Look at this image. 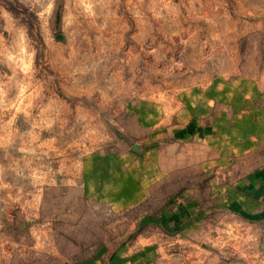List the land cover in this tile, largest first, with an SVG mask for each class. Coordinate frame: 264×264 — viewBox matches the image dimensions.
<instances>
[{
  "label": "rangeland",
  "instance_id": "obj_1",
  "mask_svg": "<svg viewBox=\"0 0 264 264\" xmlns=\"http://www.w3.org/2000/svg\"><path fill=\"white\" fill-rule=\"evenodd\" d=\"M263 119L264 0H0V264H264V221L211 200ZM102 169L146 199L94 195ZM187 191L200 230L157 232Z\"/></svg>",
  "mask_w": 264,
  "mask_h": 264
},
{
  "label": "crops",
  "instance_id": "obj_2",
  "mask_svg": "<svg viewBox=\"0 0 264 264\" xmlns=\"http://www.w3.org/2000/svg\"><path fill=\"white\" fill-rule=\"evenodd\" d=\"M252 132L257 144L264 140V119L262 123L261 121L254 123ZM208 152V149H206L204 161L208 159ZM102 170L98 179L96 174L93 176V186H96V189H93V194L100 199L110 205H119L122 208L135 207L146 199L147 189H145L144 183L131 178L128 173L112 176L110 171L107 173L105 169ZM97 180H99L98 183ZM214 190L211 200L218 201L222 213L229 218L246 224L247 230H252L255 235L256 227L264 221V165L256 168L251 175L240 179L235 184H221L216 186ZM206 214L207 212L204 213L200 210L195 192L187 191L179 197L178 204L159 216L162 225L160 230L157 229V232L162 231V233L175 235L193 231L197 233ZM146 253L145 250L143 255ZM155 254L154 261L148 264H159L158 261L155 262ZM118 263L134 264L133 261H130V263L117 259L111 261V264ZM93 264H101V261H93Z\"/></svg>",
  "mask_w": 264,
  "mask_h": 264
}]
</instances>
